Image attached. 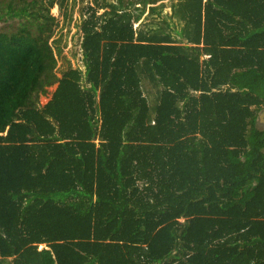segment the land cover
<instances>
[{"label":"trees","instance_id":"obj_1","mask_svg":"<svg viewBox=\"0 0 264 264\" xmlns=\"http://www.w3.org/2000/svg\"><path fill=\"white\" fill-rule=\"evenodd\" d=\"M57 3L0 0V264H264V0H89L61 75Z\"/></svg>","mask_w":264,"mask_h":264},{"label":"rangeland","instance_id":"obj_2","mask_svg":"<svg viewBox=\"0 0 264 264\" xmlns=\"http://www.w3.org/2000/svg\"><path fill=\"white\" fill-rule=\"evenodd\" d=\"M45 1V0H42ZM73 6L71 7L72 16L69 19L64 18V10L66 8L65 5L61 3H57L52 8V13L57 15V21L54 27V36L58 37L63 34L62 42L60 43V47L62 48L61 53L59 55V75L62 74L63 69H66L69 65L75 67H83L82 60V51H81V36L82 32L80 29V25L82 20L84 19V5L89 2V0H71ZM176 0H166L168 3V7L165 9V13L170 14L171 7L170 5ZM68 4V2H67ZM149 7L146 8L140 7L137 12L141 15V19L144 21L149 20L152 17H155L156 14L148 13ZM6 15L0 17V27L6 25ZM179 28L180 26L177 25ZM56 89V85L50 86L47 89V92L43 94L40 98V106L45 105L51 98Z\"/></svg>","mask_w":264,"mask_h":264},{"label":"water","instance_id":"obj_3","mask_svg":"<svg viewBox=\"0 0 264 264\" xmlns=\"http://www.w3.org/2000/svg\"><path fill=\"white\" fill-rule=\"evenodd\" d=\"M262 122H264V108L259 112L256 123L259 126Z\"/></svg>","mask_w":264,"mask_h":264},{"label":"flooded vegetation","instance_id":"obj_4","mask_svg":"<svg viewBox=\"0 0 264 264\" xmlns=\"http://www.w3.org/2000/svg\"><path fill=\"white\" fill-rule=\"evenodd\" d=\"M259 127H260L261 129H264V122H262V123L259 125Z\"/></svg>","mask_w":264,"mask_h":264},{"label":"crops","instance_id":"obj_5","mask_svg":"<svg viewBox=\"0 0 264 264\" xmlns=\"http://www.w3.org/2000/svg\"><path fill=\"white\" fill-rule=\"evenodd\" d=\"M262 109H263V108H262ZM262 109H261V110H262Z\"/></svg>","mask_w":264,"mask_h":264}]
</instances>
